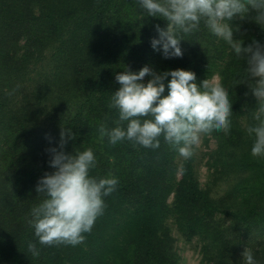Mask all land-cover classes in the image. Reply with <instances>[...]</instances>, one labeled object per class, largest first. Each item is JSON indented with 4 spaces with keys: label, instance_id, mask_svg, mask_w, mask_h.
Masks as SVG:
<instances>
[{
    "label": "trees",
    "instance_id": "trees-1",
    "mask_svg": "<svg viewBox=\"0 0 264 264\" xmlns=\"http://www.w3.org/2000/svg\"><path fill=\"white\" fill-rule=\"evenodd\" d=\"M255 15L250 10L244 19L229 22L234 39L245 46L264 45V28ZM156 25L166 29L167 21L148 16L138 0H0V264H180L169 220L186 240H200L207 264H243L244 235L256 234L257 244L264 245L258 204L264 200V158L251 155L254 138L246 132L257 101L246 83L237 84L246 59L235 58L203 23L183 36L182 57L165 58L151 47ZM46 57L48 73L26 90L30 66ZM144 66L189 70L198 84L217 75L229 91V134L213 131L204 139L217 141L208 162L210 187H201L194 156L178 164L179 154L163 138L156 150L128 141L113 146L100 138L99 125L113 127L117 119L109 107L120 87L116 75ZM62 127L74 136L64 148L67 154L93 150L90 176L111 173L118 179L116 190L104 197V214L74 247L41 245L27 223L41 200L38 181L54 171L47 150L59 149ZM232 177L237 179L232 187L213 197L212 187ZM228 220L243 233L230 235ZM29 242L39 256L28 250ZM255 260L264 264V252Z\"/></svg>",
    "mask_w": 264,
    "mask_h": 264
},
{
    "label": "clouds",
    "instance_id": "clouds-1",
    "mask_svg": "<svg viewBox=\"0 0 264 264\" xmlns=\"http://www.w3.org/2000/svg\"><path fill=\"white\" fill-rule=\"evenodd\" d=\"M138 3L148 16L167 21L166 29L156 25L158 38L150 41L151 47L162 50L165 58L182 57L183 36L199 31L203 23L231 48L235 58L246 59L247 67L237 84L246 83L257 101L252 113L254 123L247 126L246 132L254 138L251 155L264 158V45L253 41L245 46L243 40L234 39L229 23L237 16L244 19L254 10L256 15L252 19L264 28V0H138ZM145 77H150L146 83ZM115 79L120 87L112 93L109 107L117 111V119L113 127L102 122L98 128L100 138L106 137L113 146L128 141L156 150L163 138L164 143L188 160L194 155L201 135L230 132L232 101L229 91L217 81L205 79L198 84L192 71L157 72L149 66L138 73L126 69ZM69 139H74L71 128L62 127L59 149L47 150L54 171L45 173L38 181L35 191L41 200L32 207L27 221L38 242L45 246L74 247L84 243L85 234L91 232L96 220L104 214V197L111 195L118 184L111 173L103 178L90 176V170L96 166L93 150L67 154L64 148ZM28 250L39 256L35 243L29 242ZM242 258L243 264H257L247 247Z\"/></svg>",
    "mask_w": 264,
    "mask_h": 264
},
{
    "label": "rangeland",
    "instance_id": "rangeland-1",
    "mask_svg": "<svg viewBox=\"0 0 264 264\" xmlns=\"http://www.w3.org/2000/svg\"><path fill=\"white\" fill-rule=\"evenodd\" d=\"M49 57H46L43 61H37L33 63L31 68V81L27 83L26 90L30 91L33 89L34 85H37L44 74L49 71ZM219 82V77L215 75L210 81ZM48 121L42 122L43 127L48 126ZM205 135H201V140L199 145H197L194 149V158H195V171L200 182L202 188H208L211 185L212 170L208 167V162H210V155L217 147V141L214 138H210L208 136V141L205 142ZM184 159L182 157H178L177 162L180 164ZM237 179L232 177L226 180L218 182L216 185L212 187V196L218 198L224 195L235 183ZM260 190L263 193L261 198L264 197V182L260 186ZM258 204L261 206V212H264V200H260ZM232 219V218H231ZM168 225L171 228L172 234L175 237V248L180 258V264H207L202 261V253H201V242L198 238H194L192 240H186L177 230L175 224L172 220L168 221ZM238 223L228 220L226 226L230 227L228 233L230 235L243 233L242 230L238 231ZM254 235V236H253ZM256 234L244 235L242 248L246 247L251 249L254 255V259L259 257V255L264 252V245L257 243L260 241V238L255 236Z\"/></svg>",
    "mask_w": 264,
    "mask_h": 264
}]
</instances>
